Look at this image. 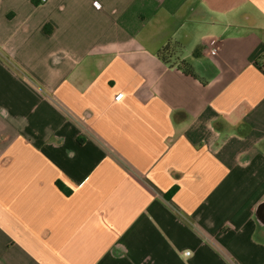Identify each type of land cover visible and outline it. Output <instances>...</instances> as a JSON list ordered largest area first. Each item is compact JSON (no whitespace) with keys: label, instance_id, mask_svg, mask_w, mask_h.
Masks as SVG:
<instances>
[{"label":"crops","instance_id":"obj_1","mask_svg":"<svg viewBox=\"0 0 264 264\" xmlns=\"http://www.w3.org/2000/svg\"><path fill=\"white\" fill-rule=\"evenodd\" d=\"M35 1L0 0V264H264V0Z\"/></svg>","mask_w":264,"mask_h":264},{"label":"trees","instance_id":"obj_2","mask_svg":"<svg viewBox=\"0 0 264 264\" xmlns=\"http://www.w3.org/2000/svg\"><path fill=\"white\" fill-rule=\"evenodd\" d=\"M33 1L36 3L35 0H33ZM168 49H169V45H166L165 47H162V48L159 50V55H160L164 60H167V57H166L165 55H166V53L168 52ZM181 63H182L181 65H183V66L185 67L186 72L191 73V71H190V69H189V65H188V63L185 62V61H182ZM186 67H188V68H186ZM188 70H189V71H188Z\"/></svg>","mask_w":264,"mask_h":264},{"label":"built area","instance_id":"obj_3","mask_svg":"<svg viewBox=\"0 0 264 264\" xmlns=\"http://www.w3.org/2000/svg\"><path fill=\"white\" fill-rule=\"evenodd\" d=\"M221 44L219 43V41H214L212 43V45L209 47V51L211 54H217L219 51ZM228 225L232 228H235V224H233L232 222H229ZM187 253H189V251H187Z\"/></svg>","mask_w":264,"mask_h":264},{"label":"water","instance_id":"obj_4","mask_svg":"<svg viewBox=\"0 0 264 264\" xmlns=\"http://www.w3.org/2000/svg\"><path fill=\"white\" fill-rule=\"evenodd\" d=\"M264 207V203L262 204V206L260 208Z\"/></svg>","mask_w":264,"mask_h":264}]
</instances>
